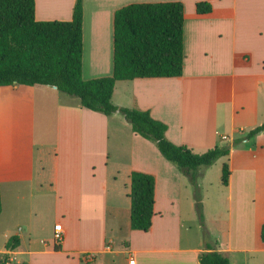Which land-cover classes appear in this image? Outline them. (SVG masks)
Instances as JSON below:
<instances>
[{"label": "crops", "instance_id": "crops-1", "mask_svg": "<svg viewBox=\"0 0 264 264\" xmlns=\"http://www.w3.org/2000/svg\"><path fill=\"white\" fill-rule=\"evenodd\" d=\"M83 1L85 79L113 74L118 9L185 4L183 76L120 80L116 105L150 110L169 126L173 143L199 153L232 144L264 123V0ZM200 1H209L213 11L198 14ZM76 3L36 0V17L72 20ZM48 138L53 145L42 142ZM226 163L228 185L222 181ZM134 170L157 179L148 232L131 227ZM200 172L216 250L232 264L235 254L264 253V132ZM0 188L6 245L0 255L9 264H201L207 251L190 179L123 114L88 109L54 86L0 87ZM57 224L64 229L60 251L54 249ZM14 237L19 245L9 250Z\"/></svg>", "mask_w": 264, "mask_h": 264}, {"label": "trees", "instance_id": "trees-1", "mask_svg": "<svg viewBox=\"0 0 264 264\" xmlns=\"http://www.w3.org/2000/svg\"><path fill=\"white\" fill-rule=\"evenodd\" d=\"M198 14L213 11L209 1L196 5ZM84 1L77 0L73 19L41 21L36 17V0H0V87L49 85L78 97L81 104L106 115L120 112L135 133L154 142L163 156L186 175L195 191V200L204 229L206 252L200 254L201 264H232L216 250L206 228L203 214L200 169L213 166L230 155L232 148L264 132V123L244 132L232 144L217 145L203 153L187 145H177L167 137L169 126L138 106L121 107L113 100L120 80L178 78L185 68V4L182 1L128 4L114 15V69L110 76L85 79ZM229 164L223 166L224 185L230 180ZM133 230L148 232L153 225L156 203V176L134 170L131 174ZM2 193L0 188V214ZM261 239L264 242V225ZM12 238L7 248L19 243ZM56 251L61 250L55 244Z\"/></svg>", "mask_w": 264, "mask_h": 264}, {"label": "rangeland", "instance_id": "rangeland-1", "mask_svg": "<svg viewBox=\"0 0 264 264\" xmlns=\"http://www.w3.org/2000/svg\"><path fill=\"white\" fill-rule=\"evenodd\" d=\"M226 140H228V139H226ZM42 142H47L49 146L53 145V143H54L51 138H48V140H45V141H42ZM48 159H51V158L48 156ZM190 183H191V181H190ZM193 188H194V186H193ZM193 192H194L193 194L195 195V191H193ZM203 193L205 194V190L203 191V188H201L202 198H203ZM194 199H195V197H194ZM195 202H196V200H195ZM195 206H196V211L198 213L197 205H195ZM205 209H206V204H205ZM203 214H204V220H205V224H206L205 226L209 230V232L211 233V231H212L211 226L213 227L215 224L211 221V219L209 220L208 223L206 222L205 213H204V207H203ZM198 215H199V213H198ZM199 218H200V216H199ZM221 228L222 227H220L219 229H221ZM202 232H203V235H204V229H203V227H202ZM221 234H222V236L224 238L228 237L227 235H225L223 233H221ZM211 235H212V233H211ZM3 243L4 242L1 239L0 240V248H5L6 245L3 244ZM233 259H234L235 262H237V264H264V253H261V252H254V253H244V252H241L239 254H235ZM9 263H10V260H9V257L7 255H0V264H9Z\"/></svg>", "mask_w": 264, "mask_h": 264}, {"label": "built area", "instance_id": "built-area-1", "mask_svg": "<svg viewBox=\"0 0 264 264\" xmlns=\"http://www.w3.org/2000/svg\"><path fill=\"white\" fill-rule=\"evenodd\" d=\"M223 139L226 140V139H228V137L224 136ZM53 238H54V242L56 244H61L62 241L64 240V229L62 228V224H57L55 226ZM131 262L134 263L135 261L132 259Z\"/></svg>", "mask_w": 264, "mask_h": 264}]
</instances>
